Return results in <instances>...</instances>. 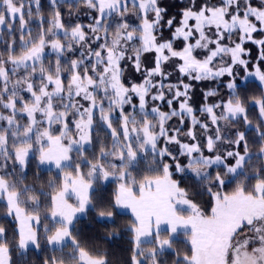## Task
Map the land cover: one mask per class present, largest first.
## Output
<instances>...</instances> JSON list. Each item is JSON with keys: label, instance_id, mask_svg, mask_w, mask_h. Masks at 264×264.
Segmentation results:
<instances>
[{"label": "snow or ice", "instance_id": "1", "mask_svg": "<svg viewBox=\"0 0 264 264\" xmlns=\"http://www.w3.org/2000/svg\"><path fill=\"white\" fill-rule=\"evenodd\" d=\"M82 9L87 25L73 21ZM167 12L160 0H49L45 16L41 0H0V208L17 225L11 238L0 226V264L29 245L52 253L42 264H108L74 223L96 210L90 190L110 177L118 186L109 207L133 217L132 264H158V249L172 247L159 231L142 241L153 223L184 229L190 247L173 264H264V163L252 164L253 155L264 161V0H184L178 18L165 20ZM249 78L259 95H246ZM193 81L227 91L209 88L195 109ZM249 104L258 108L255 154L235 127H251ZM33 160L37 181L41 165L56 169L40 188L24 183ZM139 163L148 174L137 179ZM174 172L192 174L198 190L181 187ZM98 215L113 211L101 206ZM143 242L154 246L142 250Z\"/></svg>", "mask_w": 264, "mask_h": 264}, {"label": "trees", "instance_id": "2", "mask_svg": "<svg viewBox=\"0 0 264 264\" xmlns=\"http://www.w3.org/2000/svg\"><path fill=\"white\" fill-rule=\"evenodd\" d=\"M41 3L44 7V12H48V4L49 0H41ZM160 5L162 7L167 8L168 12L165 16V20L172 17L177 16L180 9L184 6V0H161ZM64 12V9H62ZM85 13V12H84ZM86 17V18H85ZM77 21L82 22L85 19L89 20V17L86 14H82L80 12L79 16L76 17ZM178 18V16H177ZM67 14L66 19L67 20ZM90 20L88 21V23ZM163 35L167 38L170 33L167 28L164 29ZM249 48L251 49V58H255L258 55V48L252 43L249 44ZM248 58V57H246ZM131 68H129L128 72L126 73L127 77L129 78L131 74ZM175 79V78H172ZM222 80H226L227 78H221ZM254 78H249L248 81V92L249 97L252 95H259V90L257 89V83ZM193 84V89L190 92L191 96V105L195 109H199L205 103L204 99V92L209 88H218L221 95H223L227 89L224 88L219 82H212V81H201V82H191ZM217 97H209L208 102H214ZM161 104L162 110L167 111V105L163 102H157ZM178 107V105H176ZM248 109L249 118L251 117L252 113L254 115L258 114V108L252 104L246 106ZM199 116V113H197ZM255 120L253 122L257 123L256 116H254ZM178 123V118H173V120L169 121V124L175 126ZM190 126V120L188 125L185 126L184 130H187V127ZM244 131H255L256 124H252L251 127L245 129L242 124L235 125V127H239ZM233 127V126H231ZM197 133L199 134V129H197ZM257 134V133H256ZM102 135V134H101ZM180 138L183 140L185 139L184 133L181 132ZM259 141V140H258ZM259 145V144H258ZM169 147L173 148L174 150L177 149L178 146L176 145H169ZM227 145H223L221 148L224 149ZM220 148V149H221ZM258 152V149H254L253 154ZM89 157H91V149L89 148L88 152ZM255 159V155H253L252 164H261L264 161H257ZM147 165L146 163H139L136 165L134 169H132L133 176H136L137 179L142 178L143 175L148 174L145 169ZM84 171L86 172L87 169L85 168ZM37 173L36 161H32L29 167L26 169L27 179L24 183L29 185H35L37 188H40L42 185H46L47 181L51 178H54L56 174V170L51 169L49 172L48 169L43 168L40 166L39 174L40 180H35V175ZM173 179L177 180L180 183L181 187L188 188L189 192L191 193L194 190H198V185L196 184L195 178L192 174H181V173H173ZM118 186V182L113 179L109 178L108 180H101L94 183L93 188L90 192L92 197L93 204L97 206L96 210H90L86 213V217L82 219L76 218L74 223L75 231H78L79 236L78 239L81 241L83 245H85L91 252L93 253H101L106 254V259L108 264H132V259L130 255V251L133 247V233L127 230L128 226L133 219L129 212L120 211L118 207L111 208L109 204H114V196ZM234 185H228L225 188V191L232 190ZM45 191H49L45 187ZM43 201V198H41ZM208 197L204 196L203 200H207ZM197 202H201L200 197H196ZM105 207L109 211H113V216L108 218L104 217L102 219L99 218L97 209L99 207ZM120 211V212H119ZM110 219V221H107ZM0 226H4L8 229L9 238L12 237V232L16 229V223L12 217H5L3 208H0ZM40 231L43 232V228H40ZM165 235L166 232H160ZM183 234L180 233V236H177L176 239H172V247L170 252H164L165 255L162 256L161 259L158 260V264L162 262H167L171 258H176V252L179 251L181 254L190 246L187 244L186 241L182 239ZM153 244V243H151ZM150 244L146 243L143 244L141 249L144 247H151ZM135 246V245H134ZM67 251V249H66ZM45 255H52L51 252L44 253L38 252L34 246H29L28 249L25 251L21 250H14L12 253V260L13 264H42V261ZM164 257V258H163Z\"/></svg>", "mask_w": 264, "mask_h": 264}, {"label": "rangeland", "instance_id": "3", "mask_svg": "<svg viewBox=\"0 0 264 264\" xmlns=\"http://www.w3.org/2000/svg\"><path fill=\"white\" fill-rule=\"evenodd\" d=\"M161 1V0H160ZM63 9H64V14H65V19H66V14H67V12H68V6H67V4H64V6H63ZM75 11V10H74ZM81 12H82V14H84V12H86V10H81ZM44 15L45 16H47L48 15V12H44ZM86 18V17H85ZM73 21L74 22H79V21H77V18H76V16H74L73 17ZM88 19H85V20H83L81 23H83V24H85V25H87L88 24ZM259 38V37H258ZM249 44H250V42L249 43H246L245 44V48L246 49H249V50H251L250 48H249ZM252 45H254V44H252ZM256 46V45H255ZM151 60V57H149L148 58V61H146V62H149ZM130 68V67H129ZM140 77H139V75L135 72V70L134 69H132L131 70V74H130V76H129V79H136V80H138ZM173 78H175V77H173ZM258 83V82H257ZM249 92H247L246 93V95L247 96H249ZM201 107V106H200ZM199 107V108H200ZM254 113L255 112H253L252 113V115H251V117H250V119H251V121L252 120H255V118H254V116H256V115H254ZM252 124H256L255 122H253L252 121ZM231 127V126H230ZM240 127V126H239ZM244 127V126H243ZM243 129V128H242ZM245 129H247V128H245ZM251 129V128H250ZM249 129V130H250ZM247 131L246 133H247V136H248V139H249V147L252 149V152L254 151V149H258L259 148V138H258V135L256 134V131ZM220 151H223V149L221 148V149H219ZM73 155H75V153L73 154ZM257 162V161H256ZM255 165H258V164H256L255 163ZM43 168H45V169H49V165H41ZM51 169H54V170H56L55 168H54V166H51ZM231 191V190H230ZM90 192H91V190H90ZM119 208V210L120 211H126V212H129L130 213V215L132 216V214H131V210L130 209H126V208H123V207H118ZM119 211V212H120ZM97 213H98V209H97ZM186 214V213H185ZM99 216V215H98ZM86 217V214H78L77 215V218L78 219H82V218H85ZM100 219H102L101 217H99ZM104 218V217H103ZM133 218V217H132ZM107 221H110V219H107ZM16 228H17V225H16ZM152 235L151 236H149V237H147V238H144V237H142L141 239H142V241H145V240H147V241H153L154 242V240H155V236H156V233H157V231H159V235H160V238L161 239H176L177 238V236H180V233L181 234H183V237H182V239L184 240V241H186L187 242V237H186V235H185V233H184V229L182 228V227H180V228H178V231L176 232V233H169V231H168V225L167 224H165V223H161L160 224V226H159V229H157V227H156V225H155V223H153V226H152ZM160 232H166L165 233V235L164 234H162V236H161V233ZM147 242H143V243H141V245H140V248L142 247V245L143 244H146ZM148 244V243H147ZM150 245L149 246H151V247H153L154 246V243L153 244H151V243H149ZM188 244V243H187ZM135 242H134V240H133V247H132V249H131V251H130V255H131V259H132V256H133V250H134V248H135ZM189 245V244H188ZM29 246H31V245H29ZM190 246V245H189ZM150 247V248H151ZM147 249H149V247H144V249H142V250H147ZM170 250H171V248H168L167 246H165V248H163V249H158V252H157V259L159 260V259H161L162 258V256L163 255H165V253L166 252H170ZM21 251H24V250H21ZM165 252V253H164ZM164 258V257H163ZM139 259H141L142 261H143V264H150V260L149 259H145L144 257H139ZM175 260V258H171V259H169L167 262H162L161 264H173V261Z\"/></svg>", "mask_w": 264, "mask_h": 264}]
</instances>
